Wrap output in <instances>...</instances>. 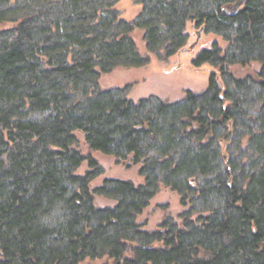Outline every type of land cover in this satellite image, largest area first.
Returning <instances> with one entry per match:
<instances>
[{
  "label": "trees",
  "instance_id": "trees-1",
  "mask_svg": "<svg viewBox=\"0 0 264 264\" xmlns=\"http://www.w3.org/2000/svg\"><path fill=\"white\" fill-rule=\"evenodd\" d=\"M118 1L0 0V264H264V0ZM189 27L207 89L129 100Z\"/></svg>",
  "mask_w": 264,
  "mask_h": 264
},
{
  "label": "rangeland",
  "instance_id": "rangeland-1",
  "mask_svg": "<svg viewBox=\"0 0 264 264\" xmlns=\"http://www.w3.org/2000/svg\"><path fill=\"white\" fill-rule=\"evenodd\" d=\"M114 9L118 11L120 19L132 21L140 14L142 7L135 4L133 0H119ZM186 32L189 40L187 46L182 51L166 60L152 56L149 64L145 67L129 69V71L123 73L120 77L121 84H132L127 92L129 100L136 104L140 100L147 98L152 99L154 102L161 100L172 103L183 100L187 91L201 94L207 89L209 76L213 69L209 65L195 67L193 64L195 56L188 52V50L195 48L199 52L202 49L208 48L209 43L206 41L209 40V36L207 37L204 32L192 27H189ZM131 37L135 40L138 49L143 54L142 33L135 32L131 34ZM193 43L196 44L193 45ZM112 162V160H104L103 164L109 170L111 169ZM132 170L135 173L134 169ZM161 200L165 202L168 199L163 195Z\"/></svg>",
  "mask_w": 264,
  "mask_h": 264
},
{
  "label": "water",
  "instance_id": "water-1",
  "mask_svg": "<svg viewBox=\"0 0 264 264\" xmlns=\"http://www.w3.org/2000/svg\"><path fill=\"white\" fill-rule=\"evenodd\" d=\"M246 0H238L235 4L232 5V7L229 9H226L227 13L232 15L236 10H238Z\"/></svg>",
  "mask_w": 264,
  "mask_h": 264
}]
</instances>
